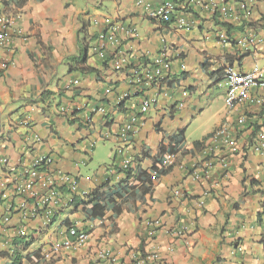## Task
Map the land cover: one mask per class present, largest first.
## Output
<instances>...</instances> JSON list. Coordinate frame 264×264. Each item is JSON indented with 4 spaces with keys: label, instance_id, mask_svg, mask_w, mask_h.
Returning <instances> with one entry per match:
<instances>
[{
    "label": "crops",
    "instance_id": "0c3cea01",
    "mask_svg": "<svg viewBox=\"0 0 264 264\" xmlns=\"http://www.w3.org/2000/svg\"><path fill=\"white\" fill-rule=\"evenodd\" d=\"M165 1L0 0V17L11 20L12 37L9 49L0 50V65L7 62L5 70L0 68V264L9 263L2 255L11 254L18 238L31 243L24 254L31 261L25 258L22 264H95L101 249L115 255L118 264H128L127 254L143 245L144 252L157 248L155 264H264V156L250 151L256 133L264 131V88L252 89L226 112L223 87L227 67L264 68L259 64L264 0H170L183 28L147 18L145 5L155 8ZM81 23L87 25L83 34ZM116 25L136 29V37L119 38L138 67L163 54L170 64L164 78L132 89L127 72L112 70L113 48L106 46L107 61L97 58L94 49ZM82 55L94 73L77 70ZM43 91L51 94L46 110L36 102ZM144 98L155 102L140 116ZM133 118L138 131L123 155L115 156L122 145L119 129ZM221 128L238 146L236 154L224 139L214 138ZM179 132L184 143L175 146L171 139ZM99 142L112 146L110 164L98 173H83ZM173 145V168L144 188L113 196L118 212L108 210L102 219L87 220L80 209H65V188L53 216L35 205L43 195L42 182L34 186L36 198L15 193L25 168L39 156H49L51 169L75 180L80 200L105 184L108 192L116 191L129 170L150 174L153 162ZM125 158L128 170L121 165ZM200 167L205 174L194 181L190 169ZM174 190L183 198H174ZM155 219L164 229L147 242L144 224ZM187 222L193 228L185 237L166 233ZM70 227L88 233L84 245L65 249ZM54 245L60 248L54 251Z\"/></svg>",
    "mask_w": 264,
    "mask_h": 264
},
{
    "label": "built area",
    "instance_id": "2783aa9c",
    "mask_svg": "<svg viewBox=\"0 0 264 264\" xmlns=\"http://www.w3.org/2000/svg\"><path fill=\"white\" fill-rule=\"evenodd\" d=\"M193 2L194 0H186ZM241 9H247L244 5L240 6ZM146 16L149 20L160 23V24H176L179 28L185 26V22L182 18L174 19V4L172 1L167 0L159 7H150L148 5L144 6ZM225 15L226 9H222ZM11 26V20L6 17H0V50L7 51L12 41V37L9 34ZM137 31L132 28H124L122 26L116 25L106 31V33L101 37L100 46L94 49L95 55L101 61H107L106 46L114 49V55L110 58L112 64V70L117 73L127 72L125 78L126 83L132 89H137V86L141 84L151 85L159 82L164 76L169 72L170 64L166 61L163 54H159L154 57L150 64L139 65L132 62V58L121 49V40L119 35H122L124 39L136 37ZM7 67V62L2 61L0 68L5 70ZM223 87L225 89L224 106L225 111H232L237 105L241 104L252 89L264 88V68L259 69L254 67L249 72H241L236 67H227L225 70V76L223 81ZM126 96V95H125ZM154 99L144 98L138 106V114L144 116L151 106L154 104ZM257 103H262V101H257ZM58 113L62 114L63 108L57 109ZM240 125H245L243 118L239 119ZM137 119L133 118L132 122L122 125L119 129L118 138L121 146L114 149L115 156H122L124 146L128 143L129 139L137 133L138 131ZM227 131L224 128L217 130L214 133V138H222L225 144L230 149L231 154H236L239 151L238 146L235 141L227 137ZM250 151L256 155L264 156V131H258L250 146ZM176 159L175 153L166 154L162 159V165L164 167H170L174 165ZM130 161L129 159H123L121 165L124 170H128ZM51 158L49 156H39L32 160L29 167H26L24 172V180L15 185V193L19 196H26L31 198H36L34 193V186L42 182L43 185V195L38 199L39 205L43 207V211L47 216L55 215V207L63 201L61 194L62 188H65L67 195L64 197V208L70 209V205L73 200L77 198V185L75 180L66 174H62L59 171L50 168ZM223 168L225 167L222 163ZM206 169L210 167V162L207 161L205 165ZM191 170V178L194 181L202 178L204 176V167L194 168ZM154 179V178H153ZM153 181V180H152ZM174 198H183V193L180 190H174L172 192ZM80 200L84 199V195H80ZM37 206L33 209V213L36 211ZM147 229L146 240L147 242L152 241L157 232L164 229L163 224L159 219L148 221L144 224ZM193 228L192 222H187L183 225H178L173 228L167 229L166 233L173 237L174 239L185 237L189 231ZM67 234L71 241L65 243V249H70L72 247H80L84 245L88 240V233L86 231H81L75 227H70L67 229ZM60 245H54V251H57ZM157 248H153L152 251H147L144 253L129 252L128 264H155L159 259V253ZM95 264H118L116 256L106 249H101L95 256ZM123 264V263H119Z\"/></svg>",
    "mask_w": 264,
    "mask_h": 264
},
{
    "label": "trees",
    "instance_id": "16d2710c",
    "mask_svg": "<svg viewBox=\"0 0 264 264\" xmlns=\"http://www.w3.org/2000/svg\"><path fill=\"white\" fill-rule=\"evenodd\" d=\"M173 1L175 2L176 0H173ZM162 25H165V24H162ZM86 26L87 25L85 23H81V28L79 30L80 34H83L84 28ZM80 57H81V60L79 62L80 66L77 68V70L83 74L94 73L92 69L86 66L85 55H82ZM68 71L72 72L73 69L69 68ZM36 102L43 104L44 110L48 109L49 107H51V94L46 91H43L40 94ZM55 106L58 107L59 103H57ZM42 111L43 109L41 110V112ZM171 143H173L175 146L182 145L184 143L183 132H179L176 136H174L171 139ZM174 145L169 148L168 153L174 152ZM161 159L153 162L150 174L143 170H138L134 174L130 170L127 171L125 173V180L122 183H120L117 187L118 191L116 189V191L111 192L109 190L108 192L107 191L108 184H105L93 190V192L90 195H88L85 199L73 200L72 204L70 205V209H69L71 210L70 212L75 213L76 211L80 209V211L82 212V214L85 216L87 220L102 219L108 210H112L113 212H118V209H116L115 207L116 205H115L113 196L119 195L120 192H127V191L132 192L136 188H144L145 185L147 184L150 185L152 183L153 178H156L161 175H165L173 168V166L164 167L162 165ZM30 244H31L30 241H28L27 239L18 238L13 243V251L11 252V254H3L2 256H5L6 258H8V261H9L8 264H22V261L25 258L31 261L29 256L24 255L27 248L30 246ZM263 247H264V243H263ZM143 248H144V245L138 249L140 253H144ZM32 257L34 259L37 258L36 255Z\"/></svg>",
    "mask_w": 264,
    "mask_h": 264
},
{
    "label": "rangeland",
    "instance_id": "374dc122",
    "mask_svg": "<svg viewBox=\"0 0 264 264\" xmlns=\"http://www.w3.org/2000/svg\"><path fill=\"white\" fill-rule=\"evenodd\" d=\"M263 63L264 60L260 61L259 64L263 66ZM111 152H112V146L109 143H102V142L97 143L95 145V148L93 149L90 163L86 167L81 168L83 169L82 172L88 175H92L93 173H98L100 167L102 166L106 167L110 164Z\"/></svg>",
    "mask_w": 264,
    "mask_h": 264
},
{
    "label": "clouds",
    "instance_id": "9594fccd",
    "mask_svg": "<svg viewBox=\"0 0 264 264\" xmlns=\"http://www.w3.org/2000/svg\"><path fill=\"white\" fill-rule=\"evenodd\" d=\"M173 153H175V152H173ZM169 154V153H168ZM163 159V158H162ZM162 159H161V161H162ZM172 166H174V165H172Z\"/></svg>",
    "mask_w": 264,
    "mask_h": 264
}]
</instances>
